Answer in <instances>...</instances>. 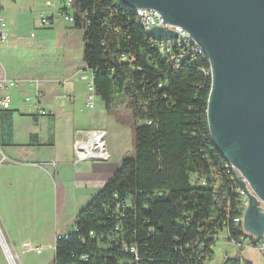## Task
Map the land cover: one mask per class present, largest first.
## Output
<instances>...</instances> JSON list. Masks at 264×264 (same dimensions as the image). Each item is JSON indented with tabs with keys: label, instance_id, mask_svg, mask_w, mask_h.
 Wrapping results in <instances>:
<instances>
[{
	"label": "trees",
	"instance_id": "obj_1",
	"mask_svg": "<svg viewBox=\"0 0 264 264\" xmlns=\"http://www.w3.org/2000/svg\"><path fill=\"white\" fill-rule=\"evenodd\" d=\"M71 4L96 94L108 110L117 98L131 109L135 154L56 240L52 264H207L220 230L241 233L239 183L209 126V61L196 54L174 69L121 0Z\"/></svg>",
	"mask_w": 264,
	"mask_h": 264
},
{
	"label": "water",
	"instance_id": "obj_2",
	"mask_svg": "<svg viewBox=\"0 0 264 264\" xmlns=\"http://www.w3.org/2000/svg\"><path fill=\"white\" fill-rule=\"evenodd\" d=\"M121 1L132 9L160 10L164 24L182 25L206 50L213 71L207 111L212 139L264 201V0ZM147 34L157 40L177 37L159 26ZM246 192L243 226L259 240L264 209Z\"/></svg>",
	"mask_w": 264,
	"mask_h": 264
},
{
	"label": "rangeland",
	"instance_id": "obj_3",
	"mask_svg": "<svg viewBox=\"0 0 264 264\" xmlns=\"http://www.w3.org/2000/svg\"><path fill=\"white\" fill-rule=\"evenodd\" d=\"M10 1L14 2L11 5ZM70 0H55L54 7H46L44 0H0L1 12L0 28L8 34L7 41H3L0 46H12L11 50L3 51L0 48V56L7 57L8 62L14 61L33 63L37 68L45 71L59 70L64 63L68 49L65 46L66 39L83 38L84 30L76 28L74 22L67 20L62 14L64 3L67 11L73 13L74 9ZM50 15L54 13L53 23L42 25L40 23L41 11ZM73 33H71V31ZM70 31V32H69ZM67 48V49H66ZM81 45L74 47L73 54L78 57L82 55ZM81 68L84 73L87 72ZM65 73H62V76ZM89 75L90 81L93 76ZM65 77V76H63ZM80 78V75H79ZM88 80H81L75 83L77 94L86 93L85 99L79 100L82 105L81 121L87 128L106 127L107 128V147L114 157L122 160L135 154V136L134 123L131 109L127 106L125 98H117L111 109H107L101 97L95 93L94 107L87 105ZM10 93L12 89L9 90ZM33 97L32 95H25ZM81 107V106H80ZM87 131V130H83ZM4 155L0 154V159ZM0 163V217H3L0 223V230L7 243L10 252L0 246V264H52L55 254V244L52 247L54 226L56 225V214L53 204L50 200L43 197H32L28 194L29 190L37 192L29 187V180L24 179V173L20 172V166H12L10 159ZM46 191V190H45ZM23 195L28 196L25 198ZM90 196L81 207H85L91 200ZM23 215L27 216L24 223L19 220ZM67 229H72V217H68ZM8 233H11L17 241L22 240L24 245L11 244ZM55 234L54 241L56 242ZM4 243L3 239L1 238ZM22 242V243H23ZM5 246V243H4ZM37 246L41 250L37 252ZM6 247V246H5ZM31 248L27 250V248ZM17 250V251H16ZM214 258L208 260L207 264H222L227 257H234L243 262H264V250L254 247H240L227 238V230L222 229L217 236L214 245ZM7 253V254H6ZM9 254L12 259L9 258ZM8 256V257H7ZM11 261H9V259ZM14 262V263H13Z\"/></svg>",
	"mask_w": 264,
	"mask_h": 264
},
{
	"label": "crops",
	"instance_id": "obj_4",
	"mask_svg": "<svg viewBox=\"0 0 264 264\" xmlns=\"http://www.w3.org/2000/svg\"><path fill=\"white\" fill-rule=\"evenodd\" d=\"M10 3L14 5V2L10 1ZM3 11L1 9L6 15L7 13ZM70 31L73 33L72 30ZM12 45L14 47L17 43ZM78 45L84 49L83 38L65 40V46L69 48L68 55L59 70L53 72L39 69L33 63L23 60L21 62L13 60L11 63L4 55L0 56L1 76L19 80L29 78L40 80L42 96L39 105L48 113L38 114L34 106L35 99L30 102L23 99L25 95H34L35 85L21 81L18 86L12 88L10 106L0 109V154L11 160L12 164L8 165L20 166V172L24 173L23 178L30 182L29 187L37 191L35 193L29 190L28 194L52 202L56 214L52 247L56 244L55 234H66L74 228L77 213L84 208L81 206L110 180L123 160L114 157V153L109 150L108 160H79L75 153V141L81 131L107 130L103 126L87 128L81 121V115L84 114L81 112L80 104L83 103L79 100L83 101L86 93L77 94L74 88L75 83H79L80 79L85 80L82 78L81 68L85 66L86 69V63L83 59V51L80 60L73 54L74 47ZM13 47L0 46L3 51L11 50ZM62 73H65L63 75L65 77ZM68 95L70 98L67 97ZM68 217L74 220L72 229H67L71 221ZM2 219L3 217H0L1 221ZM19 220L25 224L27 216L23 215ZM8 238L12 245L17 243L11 233H8ZM22 242L18 240L17 245H24ZM0 246L5 252L6 249L8 250L1 230ZM252 264H264V262Z\"/></svg>",
	"mask_w": 264,
	"mask_h": 264
},
{
	"label": "built area",
	"instance_id": "obj_5",
	"mask_svg": "<svg viewBox=\"0 0 264 264\" xmlns=\"http://www.w3.org/2000/svg\"><path fill=\"white\" fill-rule=\"evenodd\" d=\"M54 2L55 0H44V4L46 7H54ZM68 3L71 4V0ZM65 6L66 4L64 3L63 9L61 10L62 14L67 20L74 22V14L66 12L68 8L65 10ZM132 10L135 11L138 22L146 31L152 27L159 26L162 27L166 33L171 31H175L177 33V37L174 39L157 40L150 37L151 42L154 43V46L158 48L165 56H168L170 58L174 69H177L181 62L186 58L199 54L203 58L207 59L210 64V67L208 69H206L205 67H201L200 70L205 73H210V75L212 76V64L210 62L206 50L200 45V43L190 34V32L185 27L175 23L164 24L162 13L156 8L136 7ZM55 12L56 11L53 10V13H50V15H48L45 11L42 10L40 14V23L44 26L52 24ZM2 18L3 17L1 16L0 12V19ZM7 39V32L4 29L2 30V28H0V42L7 41ZM121 57L122 59L126 60L128 58V55L122 53ZM86 70L87 72L85 73L82 71V78L88 80L87 104L89 107H94V97L96 93V88L94 80L92 79V81H90L89 75L87 74L89 73L94 77V72L90 68H86ZM21 81H28L29 83L35 85L36 88L33 97L27 96L24 100L30 102L32 99H35L34 106L36 107L38 114H47V110L41 108L39 105V100L42 96V91L39 87L40 80L38 78L19 80L0 75V109L8 108L10 106L12 94L9 90L18 86ZM67 97L70 98L69 95ZM107 135L108 132L106 129H92L87 131H81L79 133V137L75 141L74 146L77 158L79 160H108L109 151L106 142ZM4 157L0 159V163L5 160ZM226 160L227 165L230 166L236 180L239 183V186L236 187L235 192H237L241 197V202L238 205V215H236V217L234 218L236 229L240 230L241 233L238 238H235L232 236L230 231H227V238L235 244L239 245L240 247H254L260 250H264V235L262 238L257 240L256 235L246 231L243 226L244 213L249 203V196L246 190L249 193L255 195L261 201L263 209L264 201L258 196L250 181L245 177V175L240 171V169H238V167L229 159L226 158ZM235 173L245 182L246 190L241 185ZM63 236L66 237L67 234H58L56 240ZM37 251L40 252L41 250L38 248ZM131 251H135V249L132 248ZM83 257L86 258L87 255L84 254Z\"/></svg>",
	"mask_w": 264,
	"mask_h": 264
},
{
	"label": "bare ground",
	"instance_id": "obj_6",
	"mask_svg": "<svg viewBox=\"0 0 264 264\" xmlns=\"http://www.w3.org/2000/svg\"><path fill=\"white\" fill-rule=\"evenodd\" d=\"M9 258L12 259V256L9 254Z\"/></svg>",
	"mask_w": 264,
	"mask_h": 264
}]
</instances>
